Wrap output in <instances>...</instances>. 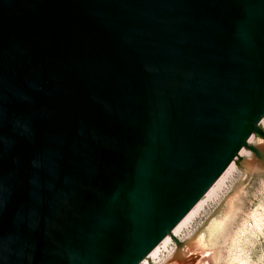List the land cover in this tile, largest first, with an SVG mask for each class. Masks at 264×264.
Returning a JSON list of instances; mask_svg holds the SVG:
<instances>
[{
	"label": "water",
	"instance_id": "95a60500",
	"mask_svg": "<svg viewBox=\"0 0 264 264\" xmlns=\"http://www.w3.org/2000/svg\"><path fill=\"white\" fill-rule=\"evenodd\" d=\"M263 117L264 0H0V264H142Z\"/></svg>",
	"mask_w": 264,
	"mask_h": 264
},
{
	"label": "rangeland",
	"instance_id": "374dc122",
	"mask_svg": "<svg viewBox=\"0 0 264 264\" xmlns=\"http://www.w3.org/2000/svg\"><path fill=\"white\" fill-rule=\"evenodd\" d=\"M253 135L217 190L143 264H264V138Z\"/></svg>",
	"mask_w": 264,
	"mask_h": 264
},
{
	"label": "bare ground",
	"instance_id": "6f19581e",
	"mask_svg": "<svg viewBox=\"0 0 264 264\" xmlns=\"http://www.w3.org/2000/svg\"><path fill=\"white\" fill-rule=\"evenodd\" d=\"M264 119V117L260 120V122H259V125H260V123L262 122V120ZM256 132L255 131H253L250 135H249V137L247 138V140H246V143L239 149V151H238V153L236 154V156L233 158V160L229 163V165L226 167V170H225V172H224V175H223V177H222V180H219V181H215V183L209 188V190L202 196V198L197 202V204H196V207H195V210H194V212H193V214L188 218V219H186L181 225H179L174 231H172L167 237H165L164 239H163V242H162V245L161 246H166L167 244H169V242L172 240V237H173V235L175 234H177L192 218H193V216L197 213V211L203 206V204H204V202H205V200H206V198H208V197H210L216 190H217V188L221 185V183L223 182V180H224V178H225V176L227 175V173H229V171H231V169L234 167V165H235V159L237 158V156H239V154L241 153V154H243V153H247L246 151V149L244 148L245 146H247L248 145V142L249 141H251V140H253L254 138H255V135H253V134H255ZM258 144H259V146H262V140L261 139H259L258 140ZM203 240H205V239H203ZM203 240H202V242H203ZM207 240V239H206ZM199 241H200V238H199ZM198 241V242H199ZM201 242V241H200ZM201 244V243H200ZM202 244H204L205 245V243L203 242ZM161 246L152 254V255H154V254H156L158 251H159V249L161 248ZM206 247V246H205ZM214 258V257H213ZM145 261H147V259L145 260ZM145 261L143 262V263H145ZM142 263V264H143Z\"/></svg>",
	"mask_w": 264,
	"mask_h": 264
}]
</instances>
